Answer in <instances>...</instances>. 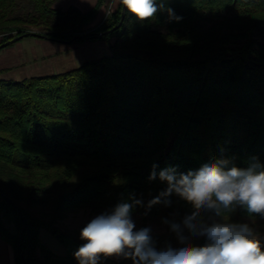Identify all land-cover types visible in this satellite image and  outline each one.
<instances>
[{
  "label": "trees",
  "instance_id": "trees-1",
  "mask_svg": "<svg viewBox=\"0 0 264 264\" xmlns=\"http://www.w3.org/2000/svg\"><path fill=\"white\" fill-rule=\"evenodd\" d=\"M55 1L0 0V45L9 42L0 49L26 36L114 41L109 55L63 72L0 77V232L16 264H50L40 230L65 241L57 224L72 212L147 205L167 188L149 181L154 164L157 174L220 158L264 165V0H167L179 21L167 10L139 21L118 4L92 28L98 6ZM169 199L135 206L133 221L147 228L192 212ZM225 219L264 233V219L243 208Z\"/></svg>",
  "mask_w": 264,
  "mask_h": 264
},
{
  "label": "clouds",
  "instance_id": "clouds-1",
  "mask_svg": "<svg viewBox=\"0 0 264 264\" xmlns=\"http://www.w3.org/2000/svg\"><path fill=\"white\" fill-rule=\"evenodd\" d=\"M119 4L139 21L152 20L161 10H167L172 19H182L166 8L167 0H119ZM156 168L154 164L149 181L158 175L167 188L147 205L132 198L131 203L117 204L87 222L80 230L83 243L73 253L78 264H101L102 257L113 256L130 259L132 264H264V242L255 229L225 219V213L237 208L264 219V165L253 158L242 168L220 158L187 173L167 167L157 174ZM173 194L193 210L182 223H170L182 246L158 250L150 228L136 229L132 209H150L161 203L169 206ZM190 237H203L205 243L194 245Z\"/></svg>",
  "mask_w": 264,
  "mask_h": 264
},
{
  "label": "rangeland",
  "instance_id": "rangeland-1",
  "mask_svg": "<svg viewBox=\"0 0 264 264\" xmlns=\"http://www.w3.org/2000/svg\"><path fill=\"white\" fill-rule=\"evenodd\" d=\"M111 16V15H110ZM86 25L85 28H92ZM1 40V38H0ZM113 39H111L112 41ZM95 41H76L72 43H62L50 39H42L35 36H26L14 42L10 46L0 49V67L7 68L0 72V77L6 79L20 80L25 77L35 75L56 74L69 68L77 67L83 62L90 60L87 53L89 51V43ZM104 43H102L103 45ZM109 44V42H108ZM103 48L105 46L103 45ZM105 52H103L104 54ZM84 56V58H83ZM95 57V56H91ZM73 64H69L71 60H75ZM81 58V59H80ZM86 59V60H84ZM79 60V61H78ZM80 61H82L80 63ZM97 214L91 213L89 210H80L70 213L65 219L58 222V227L62 232L69 235L67 239L75 238V232L80 231L87 222ZM3 222L10 229H14L13 223L3 218ZM158 222L150 220L147 222V228L151 229L155 247L162 250L168 246L173 248L181 247L176 234L171 231L170 223H182L177 221ZM136 229H141L139 223L135 222ZM185 235H188L185 230ZM264 240V233H257ZM199 237H190L191 243ZM82 241V240H81ZM83 243V241H82Z\"/></svg>",
  "mask_w": 264,
  "mask_h": 264
},
{
  "label": "crops",
  "instance_id": "crops-1",
  "mask_svg": "<svg viewBox=\"0 0 264 264\" xmlns=\"http://www.w3.org/2000/svg\"><path fill=\"white\" fill-rule=\"evenodd\" d=\"M118 4H119V0H56L54 2V6L57 8L65 10L70 6H75L78 9H80L82 12H87L92 8H94L95 6H98V11L96 13V16L94 20L87 25L88 27L90 25H93L94 27L97 24L103 22L114 12ZM108 9L111 10V14L109 16H107ZM42 39H46V38H42ZM111 39L109 41L87 40V41H95V42L89 43L88 47L90 49L87 53L88 57L85 58L94 59L101 57L103 55H109L111 53L110 44L114 41V39L112 41ZM102 43H104L103 45L105 46V48H103ZM103 52L105 53L103 54ZM91 56H95V57H91ZM74 61H77V59L75 58V60H71L68 65L73 64ZM81 62L82 61H80V63ZM6 68H7L6 66L0 67V72H2ZM40 238L43 241V243L46 244V246L54 254L52 260L50 261V264H78L77 260L74 258L73 253L82 244V241L76 238L66 239L65 241H61L47 229L40 230ZM0 264H16L14 248L12 247L11 244H9L7 241H5L2 238L1 232H0ZM101 264H132V261L130 259H124L123 257H115V256L109 258L102 257Z\"/></svg>",
  "mask_w": 264,
  "mask_h": 264
},
{
  "label": "built area",
  "instance_id": "built-area-1",
  "mask_svg": "<svg viewBox=\"0 0 264 264\" xmlns=\"http://www.w3.org/2000/svg\"><path fill=\"white\" fill-rule=\"evenodd\" d=\"M110 14H111V10L108 9V10H107V16H109Z\"/></svg>",
  "mask_w": 264,
  "mask_h": 264
},
{
  "label": "water",
  "instance_id": "water-1",
  "mask_svg": "<svg viewBox=\"0 0 264 264\" xmlns=\"http://www.w3.org/2000/svg\"><path fill=\"white\" fill-rule=\"evenodd\" d=\"M9 42H5V43H3V44H1L0 46H5V45H7Z\"/></svg>",
  "mask_w": 264,
  "mask_h": 264
}]
</instances>
